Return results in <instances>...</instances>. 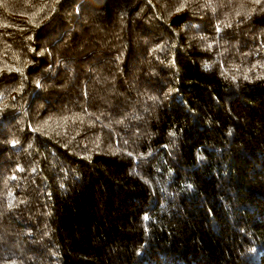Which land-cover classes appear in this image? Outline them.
<instances>
[{"label":"trees","instance_id":"1","mask_svg":"<svg viewBox=\"0 0 264 264\" xmlns=\"http://www.w3.org/2000/svg\"><path fill=\"white\" fill-rule=\"evenodd\" d=\"M0 264H264V0H0Z\"/></svg>","mask_w":264,"mask_h":264},{"label":"snow or ice","instance_id":"2","mask_svg":"<svg viewBox=\"0 0 264 264\" xmlns=\"http://www.w3.org/2000/svg\"><path fill=\"white\" fill-rule=\"evenodd\" d=\"M257 2H258V0H257ZM177 10L179 11V9H177ZM237 15H239V13H237ZM205 67L207 68L208 65H205ZM233 79H235V77H233ZM13 179H15V177H13ZM9 207H11V204H9ZM145 219H147V217H145Z\"/></svg>","mask_w":264,"mask_h":264}]
</instances>
